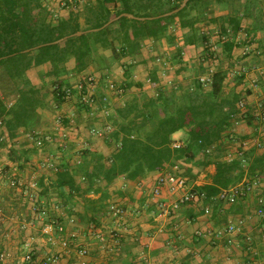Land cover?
Wrapping results in <instances>:
<instances>
[{
  "label": "crops",
  "instance_id": "1",
  "mask_svg": "<svg viewBox=\"0 0 264 264\" xmlns=\"http://www.w3.org/2000/svg\"><path fill=\"white\" fill-rule=\"evenodd\" d=\"M40 1L50 11L49 19H53L55 16L73 15L91 0ZM230 11L231 7L225 3H214L210 7V12L216 17ZM194 14L195 12H192V15ZM203 17H200L201 21L195 27L199 29L200 34L208 37L207 45L215 54L212 66L222 68L227 73L223 92L226 96H229L230 90L239 94V101L247 104L246 114L253 117L258 105L264 102V27L258 28L254 19L244 18L240 32L233 39L234 47L227 53L223 47L226 39L219 37V32L222 33L219 25ZM174 31V43L169 44L165 39H147L138 54L127 56L120 62L112 58L110 51L100 50L107 57L109 68L101 71L97 63H91L83 72L93 73L100 79L101 86L95 89L96 95L100 97L106 92L109 93L106 89L108 80L104 82L102 76L110 80L118 78L121 80L120 84L124 85L127 79L123 69L132 62L136 63L130 68L129 74L142 88L134 86L126 90V94L112 96L109 107L111 113L115 112V106L122 105L141 92L154 94L159 86L167 92L179 86H188L194 79L205 74H201V69L205 68L206 72L211 67L209 61L202 60L206 44L198 40L185 44L183 36L192 33L189 28L180 29L175 26ZM177 46L182 50L181 62L173 59ZM247 47H251L249 51H246ZM67 65L69 69L74 68V60H70ZM49 69L50 65L45 64L31 69L28 76L33 84L39 85L41 76ZM80 74L71 73L63 78L68 84H74ZM151 75L156 77L157 84L151 83ZM56 106L48 103L46 108L39 109L41 120L34 134L49 135L52 139L42 150L31 148V142L28 140L30 134L23 129L17 131L14 138L7 134V139L0 144V159L4 162H19V178L24 183V187L19 190L10 188L2 181L0 183V209L7 217L0 231V251L9 250L15 258L21 259L27 252L25 241L30 238L36 249L35 262L31 264H42L44 256L62 254L58 245L46 244L44 240L41 244L40 239L35 237L37 224V233L43 237L42 222L58 221L65 225L68 232L77 234V243L81 247L88 248V264H264V165L258 167L253 174L249 172L253 162L264 154V146L256 148L251 143L242 147L241 144L244 140L259 137L256 132V118L250 124L244 112L237 107L238 112L228 130L234 140L222 144L225 150L223 159H227L228 155L237 158V151L242 149L248 155L241 182L250 181L258 175L261 178L260 184L252 192L241 196L234 204L214 197L184 203L177 210L166 213L159 202L163 199L171 204L176 202L182 193H171L164 187L161 196H154L153 191L159 176L176 173L188 179L189 188L202 187L213 183L215 165L209 164L201 168L192 163L179 162L178 165L162 171L148 172L140 180L117 178L111 184H101V188L106 189L110 195L106 212L100 217L97 227L105 236L103 244L89 232L91 225L85 222L83 200L73 197L67 201L60 195L55 185V171L66 166L72 169L85 156L87 150L109 157L114 148L101 136L91 134L93 128L102 130L109 123L106 116L100 112L94 116L78 114L71 101L61 103L59 112L54 108ZM56 113L62 114V124L55 122ZM182 136H187L185 131L176 132L173 140ZM200 161L201 158L198 157L197 162ZM72 173H76L75 169H72ZM76 180L81 183L80 175H76ZM32 181L37 184V203L46 209L43 221L32 213L30 202L27 200L30 190L27 188V192L25 187ZM82 187H85L83 182ZM86 196L98 199L100 193L90 192ZM55 205H58L57 209ZM113 205L122 211L121 215L117 216L112 212ZM207 207L211 210L208 214L205 213ZM259 209L263 211L260 213ZM15 215H20L21 219H14ZM71 219L74 222H71ZM23 222L27 225L25 228H21ZM231 224L235 229L228 232V226ZM51 264L76 263H73L71 256L63 255L58 262Z\"/></svg>",
  "mask_w": 264,
  "mask_h": 264
},
{
  "label": "trees",
  "instance_id": "2",
  "mask_svg": "<svg viewBox=\"0 0 264 264\" xmlns=\"http://www.w3.org/2000/svg\"><path fill=\"white\" fill-rule=\"evenodd\" d=\"M183 1L91 0L73 15L49 19L51 13L40 0H0L2 132L11 138L21 129L34 134L41 120L39 109L46 108L48 103L60 105L71 101L78 114L90 116L91 108L82 100L80 90L63 77L83 73L91 63H97L101 71L108 69V59L100 50L110 51L112 58L120 62L138 54L147 39L174 43V29L178 26L192 32L183 36L185 44L195 40L206 44L202 60L209 61L212 66L215 54L207 45L208 37L195 27L201 16L219 25L226 36L223 47L227 53L234 47L233 39L240 32L244 18L254 19L258 28L264 27V0H189L182 10L166 16ZM214 3L228 4L231 11L216 17L210 12ZM123 14H132L135 18ZM78 32L81 34L76 35ZM181 54L182 50L177 46L174 61L181 62ZM70 60L75 62L72 69L67 65ZM45 64H49L50 69L41 76L39 85L33 84L28 72ZM132 66H125L127 81L122 86L126 90L134 86L142 88L129 74ZM204 73L205 68L201 69V74ZM226 76V71L217 67L207 85L196 78L190 85L168 92L159 86L154 94L141 92L121 106H115V112L106 116L110 129L101 136L114 150L109 157L87 150L72 168L75 174L67 166L57 168L55 185L60 195L67 201L73 197L81 198L85 222L94 224L97 229L110 199L101 184H111L117 178L140 180L148 172L162 171L183 162L201 168L215 165L213 183L194 188L205 193L206 199L240 183L245 173L242 163H247L248 155L244 152L240 158L223 159L222 143L234 140L228 130L238 112L236 103L241 99L234 92L231 96L224 94ZM150 79L152 84L158 83L154 75ZM102 80L106 77L102 76ZM3 92H14L16 98L7 102ZM245 115L251 124L255 117ZM179 131H185L187 138L180 147H174L173 135ZM198 157L200 162H197ZM263 161L264 154L250 166V174L262 167ZM76 175H80L81 183L77 182ZM90 192L100 193V197H87Z\"/></svg>",
  "mask_w": 264,
  "mask_h": 264
},
{
  "label": "built area",
  "instance_id": "3",
  "mask_svg": "<svg viewBox=\"0 0 264 264\" xmlns=\"http://www.w3.org/2000/svg\"><path fill=\"white\" fill-rule=\"evenodd\" d=\"M219 37L222 39H226V36H224L221 32H219ZM251 47H247L246 51H249ZM254 52V51H253ZM216 72V68L214 66L209 67L205 74L199 78L200 82L207 85V83L210 81L211 76ZM99 78L94 74L89 73H81L76 81L74 82V85L77 86V88L82 93V100L91 108L90 116H94L97 113H102L103 115L107 116L111 112L109 111V107L111 105V99L112 96H119L123 95L125 89L122 85H116L113 82L109 83L107 82L106 87L109 93L106 92L103 96H97L95 89L98 87L99 84ZM110 89V90H109ZM110 92L112 93L110 95ZM69 95V94H68ZM70 97V96H68ZM68 99V98H67ZM238 109L243 111V114H246L247 110V104L244 101H239L237 105ZM257 111L255 112L254 116L257 119V126H256V132L258 133L259 137L257 139H248L241 142L242 147L249 146L251 143L256 148H262L264 146V102H261L258 107L256 108ZM63 116L60 115L57 117V123L62 124ZM4 128V123L2 119H0V143H3L7 139V135L2 132ZM110 129L109 126H107L104 130H101L99 128H93L91 130V134L93 136H103L104 131ZM30 142H31V148L37 151L42 150L48 142H51V137L49 135H41V134H34L29 136ZM182 144L178 142H174V147H180ZM242 151V152H241ZM240 156L243 155L244 150L237 151ZM232 158H229L227 160H231ZM6 162V163H5ZM4 160L0 159V183L1 181L3 184L9 186L10 188L14 190H19L22 187H24V183L19 178V172L21 170L20 163L13 160ZM264 173V172H263ZM261 178L260 176H256L250 181H245L238 183L230 188L223 189L220 191V193L216 196L217 199L223 202H227L230 204L236 203V201L243 195L252 192L253 189L260 184ZM29 186V187H28ZM27 187H25V190L27 191V188H29V192L27 195V200L30 202L31 205V211L33 214H36L39 216V219L43 221L46 209L41 207L37 203V184L35 181H32L28 184ZM164 187H167L168 190L171 193H177L180 192L182 195L179 197V199L176 202L173 203H167L165 200H161L159 202L160 207L164 210V212H170L175 211L179 208L181 204L184 203H192L200 200L206 199V194L203 192H200L198 190H195L194 188L188 187V179L184 176L177 175L176 173H168L165 175H161L158 177L157 185L153 191V195L156 197L161 196L162 190ZM26 192V193H27ZM260 202L262 200L260 199ZM58 208V205H55V209ZM112 212L115 215H121L122 211L115 207L114 205L111 207ZM210 208H205V213H210ZM263 210L259 209V212L261 213ZM16 220H20V215H15ZM7 221V217L2 213L0 209V231ZM22 223V221H19ZM71 222H74L73 219H71ZM33 225V223H31ZM27 225L23 222V225L21 228H25ZM235 229V226L233 224L228 226L227 231L232 232ZM90 233L94 235L101 243H105V236L98 231L94 226H91L89 228ZM41 232L43 235V240L46 244L50 245H58L63 252L57 253L56 255L52 256H44L41 260L42 264H51L58 262L63 255L71 256L73 259V263L76 264H88L87 256H88V248L81 247L77 243V234L75 232H68L65 225L63 223H60L58 221H48V222H42L41 226ZM25 246L27 247V252L25 253L24 257L21 259H17L14 257L13 253L9 250H1L0 251V264H31L35 262V255H36V249L33 247V241L32 239H28L25 241Z\"/></svg>",
  "mask_w": 264,
  "mask_h": 264
},
{
  "label": "rangeland",
  "instance_id": "4",
  "mask_svg": "<svg viewBox=\"0 0 264 264\" xmlns=\"http://www.w3.org/2000/svg\"><path fill=\"white\" fill-rule=\"evenodd\" d=\"M225 60H226V57H224V60H223V62H225ZM134 64H136V63H134V62H132V63H130V64H128L129 66L130 65H134ZM127 66V65H126ZM126 69V68H125ZM125 69H123V70H125ZM89 74H93V73H89ZM106 80H108V83H109V81L110 82H113L114 84H116V85H123V84H120V81L121 80H119L118 78H114V79H112V80H110V79H106ZM105 80V81H106ZM99 81H100V79H99ZM104 81V80H103ZM104 81V82H105ZM134 81V80H133ZM73 85V84H72ZM101 86V83L99 82V84H98V87L96 88V89H99V87ZM175 86H177V85H175ZM180 87V86H179ZM179 87H177L176 89H178ZM107 89V88H106ZM125 89V88H124ZM110 90V89H109ZM136 91V90H135ZM111 93V92H110ZM136 93V92H135ZM123 94H126V89H125V91H124V93ZM139 95V94H138ZM232 95V91L230 90L229 91V96H231ZM3 98L7 101V102H12V101H14V99L16 98L15 97V93L13 92V93H10V92H3ZM59 106L60 105H57L56 107H54L55 109H56V111L57 112H59L60 111V109H58L59 108ZM121 106V105H120ZM73 110V109H72ZM76 111V110H75ZM52 113V112H51ZM57 115H56V117L54 118L55 119V122H57L56 120H57V117L58 116H60V115H62L61 113H56ZM75 114V113H74ZM51 116H52V114H51ZM73 117V116H72ZM41 135H43V134H41ZM45 135V134H44ZM27 137V136H26ZM186 138H187V136H182L181 138H178V139H176V140H174V142H178V143H180V144H184L185 143V141H186ZM29 141H30V139H28ZM227 142H228V140H227ZM225 143H226V141H225ZM225 143H222V144H225ZM242 152V151H241ZM228 153H231V152H228ZM238 155V154H237ZM2 156V155H1ZM228 158H229V155H228ZM227 158V159H228ZM230 158H232V159H234V158H236V157H233L232 155H230ZM237 158H240V156L238 155L237 156ZM242 167L244 168L245 167V162H243L242 163ZM188 184H189V182H188ZM3 186V185H2ZM88 225H90L88 222H86ZM38 224H37V226L35 227L36 228V232H35V237H38L37 239H40V243L41 244H43V237L42 236H40L39 235V233H37V230H38ZM91 226H94V224H91ZM90 226V227H91ZM34 228V229H35ZM89 232H90V230H89ZM31 235V234H30ZM31 236H34L33 234L31 235Z\"/></svg>",
  "mask_w": 264,
  "mask_h": 264
},
{
  "label": "water",
  "instance_id": "5",
  "mask_svg": "<svg viewBox=\"0 0 264 264\" xmlns=\"http://www.w3.org/2000/svg\"><path fill=\"white\" fill-rule=\"evenodd\" d=\"M188 1H189V0H184V1L182 2V4L179 6V8L175 9V10L172 11V12L167 13L166 16H169V15L175 14V13L179 12L180 10H182V9L186 6V4H187ZM123 15L126 16V17H129V18H135V16L132 15V14H123ZM123 15H121V16H123ZM119 17H120V16H119ZM119 17H117V18H115V19L109 21L106 25H104V27H106L107 25H109V24L112 23L114 20L118 19ZM80 34H81V32L76 33V35H80ZM63 39H65V38H63ZM63 39H61V40H63ZM61 40H60V41H61ZM60 41H58V42H60Z\"/></svg>",
  "mask_w": 264,
  "mask_h": 264
}]
</instances>
